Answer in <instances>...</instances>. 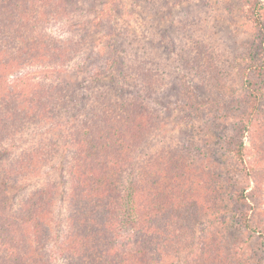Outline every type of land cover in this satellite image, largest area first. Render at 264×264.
I'll use <instances>...</instances> for the list:
<instances>
[{"label": "rangeland", "instance_id": "rangeland-1", "mask_svg": "<svg viewBox=\"0 0 264 264\" xmlns=\"http://www.w3.org/2000/svg\"><path fill=\"white\" fill-rule=\"evenodd\" d=\"M50 1L55 6L56 0ZM60 1L68 10L59 19L49 17L37 36H20L9 26L10 14L4 18L0 12V181L5 186L0 207L11 216L33 193L44 191L49 212L39 225L40 239L69 231L71 216L79 209L76 204L82 208L85 202L78 199L83 192L71 170L79 157V128L101 101L102 91H121L111 97H120L125 107L127 98L136 95L148 109L151 127H145L132 152L127 150L130 156L122 160L124 167L116 176L120 187L139 176L147 190L150 184L143 169L149 162L165 163L162 155L169 151L189 156L205 171H197L192 204L186 209L193 215L194 241L209 237L222 243L220 256L207 264H264V71L254 73L262 89L254 115L246 110L244 87L248 55L262 34L249 12L250 0H118L117 9L100 17L97 10L106 0ZM259 2L264 6V0ZM58 40L69 43L59 57L50 51L55 62L44 57L20 60L27 54L44 56L47 46L58 47ZM73 46L82 49L69 60ZM146 66L162 78L145 83L139 73ZM65 74L74 85L72 95L66 94L67 107L56 109L39 98L30 108V91ZM74 100L85 104L72 106ZM240 143L242 162L234 155ZM31 151H38L37 156L26 160ZM19 162L22 170L13 169ZM212 185L208 193L204 188ZM88 218L77 220L75 228L94 225L95 218L94 223ZM35 228L29 224L33 243ZM203 239L187 251L165 255L160 264H182L189 252L198 253ZM57 244L50 248L54 253ZM24 250L22 244L13 256L0 247V258L6 259L2 263L22 262Z\"/></svg>", "mask_w": 264, "mask_h": 264}, {"label": "trees", "instance_id": "trees-1", "mask_svg": "<svg viewBox=\"0 0 264 264\" xmlns=\"http://www.w3.org/2000/svg\"><path fill=\"white\" fill-rule=\"evenodd\" d=\"M117 1L106 0L104 4L108 7L104 6L103 9L97 10L98 16L117 9ZM66 4L56 0L55 6L52 7L50 0H0V12L4 11L2 13L4 18L8 16L11 18L12 23L9 26L16 33L21 32L20 36L24 37V34L28 32H35L37 36L36 34L42 31L49 17L59 19L58 17L68 10L65 7ZM249 4H252L249 12L252 13L262 33L260 41L251 47L244 80L247 91L246 110L254 115L259 111L261 98L259 92H262L254 73L258 70L264 71V23L262 21L264 6L259 0H250ZM67 43L66 40H58L56 42L58 47L52 49L47 46L44 56L35 53L27 54L20 60L28 62L30 59H35L34 57L38 59L44 57V59L49 58L50 62H55L49 56L50 51L54 50L53 53L59 57L62 55L61 50L67 48ZM73 47L74 51H70V56H67L69 60H73L76 51L82 49V46H77L79 49ZM58 64L61 63L58 62ZM159 74L160 72L158 73L153 67L146 66L139 73V78L147 84H153L154 81L156 83L162 78ZM70 79L71 76L69 78L67 75L56 82H50L51 84L40 83L29 93L27 103L30 108L39 98L44 99L47 106L55 105L56 109L64 105L67 107L66 94L69 91L72 95L74 89L73 81ZM185 87L191 89L188 83ZM15 89L13 88V91ZM29 90L30 88L25 91ZM123 93L112 91L109 94L107 90L102 91L101 101L93 105L92 110L88 112L87 120L82 121L83 128H79L81 130L78 132L79 138L75 139V144L79 146L76 151L79 159L76 157L71 170L77 177L75 185L79 186L83 192L81 195L78 194L80 196L78 199H84L85 202L82 208L80 203L76 204L79 209L75 210L73 217L71 216L73 222L70 224L69 231L64 232L63 236L58 235L53 238L50 234L51 236L47 239H40L42 227L39 229V225L42 224L44 215L49 212L48 205L44 204L43 200L44 191L33 193L23 202L22 207H19L20 210L15 211L11 216L3 207H0V229H2L0 247L16 256V249L22 244L25 246L21 255L22 262L13 264H61V260L65 259L68 260L66 264H160L165 255L171 256L176 252L187 251L191 245L195 244V234L191 227L194 223L191 221L193 215H188L186 209L191 207L192 185L195 184L199 175L197 171L201 169L193 164L195 162L189 156L169 151L168 154L162 155L165 163L149 162L143 169L148 176L147 182L150 184L147 190L140 184L139 176L131 179L123 188L120 187L118 178L116 179L119 174L117 172L121 171L125 164L122 160L130 156L127 150L132 152L134 145L139 143L142 134L146 132L145 127H151V122L146 119L148 109L136 95L127 98L123 104H126L125 107H121L120 97H114ZM111 94L114 97H111ZM21 100L22 98L18 97L16 102L20 103ZM23 104L24 102H21L19 105ZM75 104L81 108L85 102L72 101V106ZM19 105L17 104V108ZM122 109L127 112L122 113L124 111H121ZM19 112V109L15 110L16 114ZM246 127L249 128V126ZM243 146L244 144L240 143L234 154L241 162L244 159ZM37 153L29 152L26 160L34 158ZM20 163L13 165V169L22 170ZM262 176L264 177V173ZM213 188L212 185L204 189H209L208 193H211ZM4 192L5 186L0 181V199H5ZM146 195H149V198H145ZM150 197H152L151 200ZM88 215L91 216L92 222L95 218V224L85 225L84 230L78 231L79 229L75 228V226L78 227L76 221L85 222L89 220ZM160 219L166 223V226L164 223L161 225ZM30 223L38 227L33 231L35 232L34 243L31 242V238L34 237L28 230ZM56 239L58 244L55 243ZM55 244H57L56 253L50 250ZM200 244L198 253L194 255V252H189L182 264H207L210 260L217 259L223 251L222 243H218L216 238L206 237ZM3 260L6 259L0 258V264H7L2 263Z\"/></svg>", "mask_w": 264, "mask_h": 264}]
</instances>
